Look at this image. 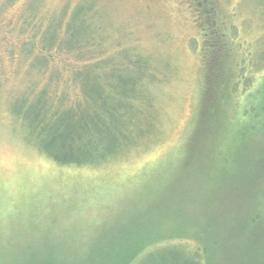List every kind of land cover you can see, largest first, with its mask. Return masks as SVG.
Masks as SVG:
<instances>
[{"label": "rangeland", "instance_id": "obj_1", "mask_svg": "<svg viewBox=\"0 0 264 264\" xmlns=\"http://www.w3.org/2000/svg\"><path fill=\"white\" fill-rule=\"evenodd\" d=\"M81 3L100 11L106 41L101 58L128 51L131 59L145 58L150 66L142 82L151 128L147 138L106 163L61 166L26 142L7 104L30 82L38 89L48 85L57 97L63 92L69 101L78 98L71 71L81 62L74 54L47 52L50 61L41 75H30L29 60L13 56L20 53L19 36L28 34L22 23L29 7H35L34 19L43 23L59 19L65 7L73 13ZM214 31L227 46L215 48L224 64L211 69L209 99L224 94V87L216 89L218 82L231 86L240 67L255 85L262 81L264 0H0V264H25L49 253L65 264H112L125 258L131 243L185 240L220 217L223 226H233L237 216L246 214V200L257 182L246 176L254 169H246L245 153L259 149L250 159L264 162V137L242 144L238 159L233 148L222 155L218 144L216 163L201 167L207 169L201 178L177 162L198 114L202 64L207 62L203 54L220 42ZM133 63V71L142 73L139 62ZM260 97L264 100V90ZM245 101V91L233 97L227 115L233 118L232 111L238 114ZM225 127L218 128L220 140ZM258 167L264 176V165Z\"/></svg>", "mask_w": 264, "mask_h": 264}, {"label": "trees", "instance_id": "obj_2", "mask_svg": "<svg viewBox=\"0 0 264 264\" xmlns=\"http://www.w3.org/2000/svg\"><path fill=\"white\" fill-rule=\"evenodd\" d=\"M34 8H28L30 15L22 23L24 33L28 34L24 38L19 36L20 53L13 58L22 55L25 61L29 60L30 75L46 71L45 66L50 61L47 52L53 49L70 56L74 54L81 63L71 71L77 99L69 101L63 92L57 97L51 94L53 90L48 85L38 89L37 83L30 82L25 90L9 100V116L20 125L26 142L57 165L93 166L124 154L138 140L147 138L151 111L142 79L148 77L150 66L145 58L131 59L128 51H121L119 57L101 58L105 54L104 25L99 21L100 11L91 3L79 4L71 10L73 13H67L65 7L59 19L43 23L34 19ZM213 33L217 35L215 40L222 39L218 38V32ZM221 46L227 45L221 40L211 45L209 51L212 53L203 54L207 62L202 64L205 77L198 114L182 158L177 161L185 164L187 172L196 178L205 176L210 165L216 163L214 153L218 144L222 155L233 148V157L238 159L242 144L264 137V100L260 97L264 79L255 85L240 67L231 86H219L218 82L216 89L224 87L225 92L220 91L222 95L213 98L215 108L210 105L207 81L211 79L212 67L224 64L218 62L215 53V48L222 49ZM259 57L263 59L260 54ZM133 61L139 62L142 73L133 71ZM254 66L257 68V64ZM218 69L224 79V69ZM227 78L231 80L232 75ZM244 91L246 101L240 104L239 113L232 111L234 117L228 116L226 110H231V99ZM222 126L228 130L220 140L217 131ZM204 137L209 140L207 145ZM258 150L254 148L245 153L246 169H254L246 176L257 185L255 193L246 200V214L237 216L233 226H223L220 217L214 220L216 224L198 227L197 235L194 233L195 237L185 240L170 237L162 241L140 240L127 247L125 258L112 264H225L224 261L228 264L231 257L243 260L242 264H261L264 259V176L258 164L262 166L264 162L252 163L250 159ZM203 166L207 169H200ZM220 239L229 242L228 246L219 244ZM226 252L231 256L227 257ZM52 254L38 259L33 257L25 264H65L57 254ZM218 256L222 259L219 263L215 261Z\"/></svg>", "mask_w": 264, "mask_h": 264}, {"label": "flooded vegetation", "instance_id": "obj_3", "mask_svg": "<svg viewBox=\"0 0 264 264\" xmlns=\"http://www.w3.org/2000/svg\"><path fill=\"white\" fill-rule=\"evenodd\" d=\"M200 2H202V1H200ZM206 4V3H205Z\"/></svg>", "mask_w": 264, "mask_h": 264}]
</instances>
